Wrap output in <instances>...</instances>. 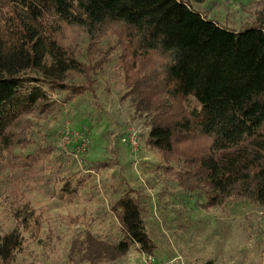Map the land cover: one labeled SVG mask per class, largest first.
Returning a JSON list of instances; mask_svg holds the SVG:
<instances>
[{
    "label": "trees",
    "instance_id": "trees-1",
    "mask_svg": "<svg viewBox=\"0 0 264 264\" xmlns=\"http://www.w3.org/2000/svg\"><path fill=\"white\" fill-rule=\"evenodd\" d=\"M28 1L17 0L23 6ZM36 1L46 2L61 22L83 27L88 42L84 54L75 53L62 43L57 30L50 32L43 12L33 14L40 28L35 32L12 9L17 35L9 41L0 38V170L17 168L13 148L31 144L33 121L57 110L52 94L61 93L66 102L92 93L90 74L107 61L106 52L96 46L94 30L120 24L130 32L117 31L112 49L122 51L121 84L134 112L148 116L145 144L166 158L183 159H175L178 170L173 174L179 185L202 193V208L246 201L264 210V0H259L253 23L238 31L193 9L191 3L204 0ZM130 38L137 40L132 48ZM150 52L167 59L157 74L149 75L142 66ZM77 77L84 84H75ZM197 136L207 140L202 152L190 147ZM35 159L27 155L20 165L27 167ZM110 165L95 162L91 170ZM162 170L170 168L165 165ZM81 185L80 180L74 186L64 181L58 197L75 194ZM130 192L110 207L121 238L114 245L94 238L81 242V257L88 264L113 261L131 248L152 255L155 246ZM12 219L11 230L0 236L1 264H11L21 250L22 232L35 239L40 227V217L27 203L13 210Z\"/></svg>",
    "mask_w": 264,
    "mask_h": 264
},
{
    "label": "rangeland",
    "instance_id": "rangeland-1",
    "mask_svg": "<svg viewBox=\"0 0 264 264\" xmlns=\"http://www.w3.org/2000/svg\"><path fill=\"white\" fill-rule=\"evenodd\" d=\"M191 5L218 25L236 31L252 24L260 7L259 0H204ZM12 9L35 32L40 28L33 14L40 10L50 32L57 30L64 45L84 54L88 42L84 28L61 22L46 2L36 0H29L26 6L17 0H0V38L4 41L17 35ZM94 31L96 46L106 52L107 61L90 74L92 93L66 102L61 93L52 94L51 99L59 104L57 110L33 121L31 144L13 148L17 168L0 170V236L13 226V210L25 203L40 217L35 239L22 232L24 242L11 264H88L79 249L85 246L83 240L94 238L114 245L121 238L110 207L128 190L138 202L145 232L155 246L150 255L155 264H264V210L246 201H226L204 209L200 191L178 184L173 174L178 170L175 159H183L172 155L168 159L145 144L148 116L134 112L121 84L118 56L122 51L112 48L117 31L126 34L130 29L104 24ZM136 38H130V48L137 44ZM166 62L161 54L150 52L142 66L149 75L157 74ZM74 83L84 84V80L77 77ZM130 128L137 132L135 152L120 143ZM62 134L88 138V147L78 159L72 157L76 144L61 143ZM205 146L207 140L199 136L190 143L199 152ZM43 148L49 153H39ZM30 154L37 157L36 162L21 166ZM101 161L111 165L91 170ZM165 165L169 172L162 170ZM77 180L82 185L75 194L58 197L64 181L74 186ZM142 255L131 248L113 261L95 264H141Z\"/></svg>",
    "mask_w": 264,
    "mask_h": 264
},
{
    "label": "built area",
    "instance_id": "built-area-1",
    "mask_svg": "<svg viewBox=\"0 0 264 264\" xmlns=\"http://www.w3.org/2000/svg\"><path fill=\"white\" fill-rule=\"evenodd\" d=\"M61 143L73 142L76 144V151L72 154L74 159H78L88 147V138L83 135L70 136L69 134H62L60 138ZM121 145L129 149L130 152H135L137 149V132L130 128L120 139ZM141 264H155L154 259L150 255H142Z\"/></svg>",
    "mask_w": 264,
    "mask_h": 264
}]
</instances>
